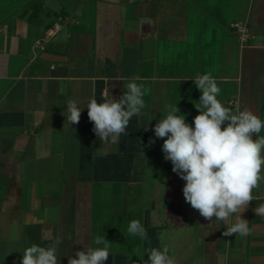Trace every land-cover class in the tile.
<instances>
[{"label": "crops", "instance_id": "obj_1", "mask_svg": "<svg viewBox=\"0 0 264 264\" xmlns=\"http://www.w3.org/2000/svg\"><path fill=\"white\" fill-rule=\"evenodd\" d=\"M57 22L60 31L46 41ZM236 22L251 29L245 43ZM204 73L216 79L224 106L264 121V0L0 1V264H20L30 243L58 239L60 264L98 247L95 238L110 232V198L97 197L115 181L124 199L123 212H114L139 220L148 240L139 255L110 252L107 264H145L147 249L164 247L175 264H264L259 201L243 214L246 237L223 236L218 222L206 227L153 131L168 104L192 124L201 95L193 79ZM136 75L146 107L117 143L101 142L88 102L119 98ZM69 100L83 109L78 125L65 119ZM131 182L138 198H129ZM253 195L264 200V181Z\"/></svg>", "mask_w": 264, "mask_h": 264}, {"label": "clouds", "instance_id": "obj_2", "mask_svg": "<svg viewBox=\"0 0 264 264\" xmlns=\"http://www.w3.org/2000/svg\"><path fill=\"white\" fill-rule=\"evenodd\" d=\"M140 80L138 75L129 78L119 98L111 95L100 103L94 98L88 102L87 116L101 142L117 143L121 135H127L131 118L146 107L147 90L143 83H137ZM193 82L201 93L194 103L199 114L189 124L177 104L165 105L166 115L153 128L155 137L163 139L165 161H171L172 171L185 181L184 200L209 222L206 227L218 222L225 226L223 236L246 237L251 228L243 214L252 201H259L253 211L264 219V200L253 195L264 181V121L248 109L234 113L224 106L217 98L221 89L211 73L197 74ZM63 92L61 88L60 93ZM82 110L75 100H69L64 111L67 123L78 125ZM127 232L148 240L146 228L139 220H131ZM59 243L58 239L44 246L30 243L20 264H60L56 247ZM110 243L97 236L95 244L103 247L78 250L74 257L68 256L67 264H107ZM146 251L145 264H175L167 247Z\"/></svg>", "mask_w": 264, "mask_h": 264}, {"label": "rangeland", "instance_id": "obj_3", "mask_svg": "<svg viewBox=\"0 0 264 264\" xmlns=\"http://www.w3.org/2000/svg\"><path fill=\"white\" fill-rule=\"evenodd\" d=\"M2 4L11 3L9 0H0ZM25 1V0H22ZM13 3H16L13 1ZM16 5V4H14ZM8 14V12H7ZM109 186V185H108ZM102 190L97 198H110V215L109 224L110 232L107 235L101 236L105 237L110 243L109 252L112 251H123L126 249H136L139 255V249L141 248L142 240L139 237L130 236L127 232L128 224L131 220L128 219H118V215L114 212L115 209L123 211V199H124V186L123 182H110V186ZM130 194L129 198H138V183H130ZM101 200V199H99ZM98 247H103V245H97ZM143 255V254H142ZM144 261L141 263L143 264Z\"/></svg>", "mask_w": 264, "mask_h": 264}, {"label": "built area", "instance_id": "obj_4", "mask_svg": "<svg viewBox=\"0 0 264 264\" xmlns=\"http://www.w3.org/2000/svg\"><path fill=\"white\" fill-rule=\"evenodd\" d=\"M61 23H55L51 28L47 30L45 40L48 41L52 36H54L61 29ZM232 27L237 31L241 36L242 41L245 43L251 36V29L248 26L247 22H236L232 24ZM39 43V42H38Z\"/></svg>", "mask_w": 264, "mask_h": 264}]
</instances>
